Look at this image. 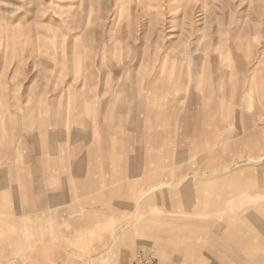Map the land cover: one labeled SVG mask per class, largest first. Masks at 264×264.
Wrapping results in <instances>:
<instances>
[{
    "label": "rangeland",
    "instance_id": "1",
    "mask_svg": "<svg viewBox=\"0 0 264 264\" xmlns=\"http://www.w3.org/2000/svg\"><path fill=\"white\" fill-rule=\"evenodd\" d=\"M48 164L94 191L57 264H264V0H0V202Z\"/></svg>",
    "mask_w": 264,
    "mask_h": 264
},
{
    "label": "crops",
    "instance_id": "2",
    "mask_svg": "<svg viewBox=\"0 0 264 264\" xmlns=\"http://www.w3.org/2000/svg\"><path fill=\"white\" fill-rule=\"evenodd\" d=\"M38 169L36 175L32 177L38 184L37 188L27 190V196L21 198V205L28 200L25 202V207L19 206L18 209L14 202L13 205L0 202V264H57L60 258L64 257L62 254L71 251V247L76 248L75 240L71 238L75 236L73 232H79L80 237L81 232H87L86 224L84 228L79 225L74 229L68 223L70 219L80 221L86 219L82 205L88 204L86 196L90 198L94 191L91 190L92 186L87 188L86 180L82 179L84 175L71 177L64 170L56 173L54 166L50 164L41 165ZM117 169L111 167L112 178H117V173L119 174ZM76 172L81 173V170ZM107 173L104 175L105 180L99 182L101 195H94L96 206L100 209L99 215L104 218L113 213V206L119 203L120 198L118 180H108L110 177H107ZM80 178L81 185L74 182L76 193L71 196L70 185L73 183L71 179L78 181ZM56 181L60 184H55ZM7 184V173L0 168V192L3 195ZM105 188L110 190L103 191ZM129 195L127 192V200ZM57 214L61 221L56 225ZM104 232L106 236L109 235L108 232L113 235L112 230L106 229ZM127 236L129 237V234ZM115 248L119 246H103L99 252H95V255H99L96 264H129L128 257L119 261L117 257L108 256V253L114 252ZM77 249L79 250L76 251L86 253L81 249L80 243ZM83 258H87V255ZM61 263L64 264V261Z\"/></svg>",
    "mask_w": 264,
    "mask_h": 264
}]
</instances>
